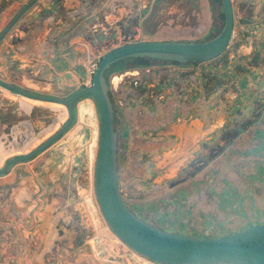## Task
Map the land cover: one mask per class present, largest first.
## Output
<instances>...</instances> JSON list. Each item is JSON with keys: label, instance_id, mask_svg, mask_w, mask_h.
<instances>
[{"label": "rangeland", "instance_id": "rangeland-1", "mask_svg": "<svg viewBox=\"0 0 264 264\" xmlns=\"http://www.w3.org/2000/svg\"><path fill=\"white\" fill-rule=\"evenodd\" d=\"M29 1L2 0L0 2V34ZM102 1L106 3L110 0ZM233 2L237 21L236 35L244 36L242 41L239 40L242 42V49L251 47L255 49L260 63L261 61L263 63L259 70L264 72V0H233ZM246 2L250 4L249 8L242 7ZM74 5H78V2ZM119 5V9H130L126 3ZM221 6L222 0H151L149 6L136 9L139 14L131 18L134 22H128L129 16L125 14L121 17L119 13L117 16L119 20L118 18L109 20V15L117 13V6L110 7L104 4L100 8V13H97L100 14L103 25L97 28L98 30L92 26L86 27L84 32H80L78 28L72 29L74 25L78 26L85 16L78 6L76 9H67L64 5L58 7L56 12L60 15L55 20H48L50 12L36 8L33 13L26 14L17 25L18 27L16 26L17 28L13 29L0 43V78L5 81L10 80L5 71L16 66L21 75L39 78L43 82H52L47 77H37L34 74L33 66L41 62L30 50V34L34 30L39 29L41 37L48 35L47 43L52 44L56 43L53 41V36L58 38L66 34L62 45H67L72 36L79 34V38L77 36L71 41L74 47H77L79 42L85 41L92 44L90 46L94 48L92 47L90 54H85L82 49L78 50L80 55L75 58H78L77 62L79 61L81 65L89 67L92 63L98 62L108 50L128 43L172 42L180 39L202 41L212 37L223 26L225 14ZM93 11L94 8L87 9L89 15H93ZM133 11L134 9H130L129 14ZM41 27L43 29L40 30ZM91 37L98 39L97 42L92 43L94 38ZM22 42L26 44L22 45ZM35 51L33 52L36 53ZM7 54L14 56L7 59L5 57ZM59 60L57 55L50 56L47 64L64 77L69 70L60 71L61 68L58 70L56 63H59ZM126 62L127 60L120 61L115 64V67L125 66ZM87 74V79L81 78V84L90 81V75ZM79 83L77 82L75 87H66L62 84L65 87L57 88L54 91L55 94L51 96L70 97L79 90L81 85ZM24 88L31 90L29 87ZM6 91L9 90L0 86V92ZM174 99V97L170 98L168 104L172 105ZM38 103L47 102L38 101ZM83 103H93L95 113L92 115L88 109L83 118L78 114L76 124L69 132L31 160L32 170L43 184L50 185L55 177L65 176L69 172V168L65 169V166L72 163L76 157L84 158L83 167H86L89 160L91 162L94 148L98 153L99 141L97 144L96 135L100 124L97 106L89 96L82 98L78 106ZM49 105L54 107L49 129L45 131L39 126L31 139L32 149L28 152H19L12 157L31 153L67 124L68 108L53 103ZM28 139L29 137L19 138V143L23 144ZM129 140V147L128 145L119 147L120 188L127 204L148 222L169 231L205 238L234 234L246 230L250 225L264 223V147H261L262 152L260 149L247 147L246 156H231L229 160L220 159L209 166L208 163L212 158L222 151L219 147H214L208 149L197 164L184 172L180 179L176 178L178 173L176 168H173L170 178L160 180L157 163L165 160L166 157L169 158L166 156L167 153L174 154V148L130 147L133 146V142L131 138ZM22 144H17V147H22ZM143 144L145 145L146 142ZM60 181L63 180H56L57 183ZM64 184L65 182L63 186ZM91 189L94 205H88L84 199L87 211L80 216L82 229L86 238L99 235L104 241L102 246L108 247L109 257L100 258L102 264H116L112 257H117V252L121 250L120 243L125 245L114 234L101 213L95 190V179ZM94 206L98 210L97 215L94 214ZM98 222L102 224L101 228ZM126 249L134 257V261L157 264L131 249ZM128 259L130 264H135L130 257Z\"/></svg>", "mask_w": 264, "mask_h": 264}, {"label": "flooded vegetation", "instance_id": "flooded-vegetation-1", "mask_svg": "<svg viewBox=\"0 0 264 264\" xmlns=\"http://www.w3.org/2000/svg\"><path fill=\"white\" fill-rule=\"evenodd\" d=\"M42 2L43 0H40L26 14L33 13ZM221 7L224 9L223 4ZM242 7L249 8L250 4L246 2ZM233 10L234 31L232 37L225 50L215 58L207 61H169L151 57L129 58L126 59L125 66L116 68L114 64L106 72L109 95L114 106V123L118 134V157L119 147H127V145L129 147V138L133 142V146L130 147L174 148V154L167 153L166 156L169 158L166 157L165 160H160L157 163L160 168L157 169L158 177L160 180H167L170 178L171 169L176 168L178 173L176 178L180 179L184 172L197 164L208 149L214 147H219L222 151L212 158L208 163L209 166L220 159L229 160L231 156H246L247 147H254L262 152L261 147H264V72L259 70V67L263 63L262 61L260 63L254 48L242 49L241 41L244 36L236 35L237 21L234 2ZM131 18L128 17L130 20L128 22H134ZM16 26L14 29L18 27ZM224 26L225 19L223 26L212 37L202 41L180 39L172 42L210 41L222 32ZM97 28L94 29L98 30ZM97 40L94 38L92 43ZM90 45L92 44L83 41L79 42L78 47L85 54H90L93 47ZM111 50H108L104 55ZM101 59L89 67L85 65V70L86 67L88 68L87 73L90 75V81L82 84L78 82L81 84L79 90L92 84L93 76ZM94 65L96 68L94 74H91ZM87 77L88 74L83 79H87ZM89 97L94 100L92 96ZM172 97L175 99L171 105L168 104V101ZM76 121L77 117L72 127ZM72 127L64 134L69 132ZM143 142L146 144L144 145ZM92 154L95 159L94 164L89 160L87 166L83 167L85 159L76 157L70 163L71 171L65 175L67 182L65 189L70 198L76 197L75 201L79 202L82 210L79 219L73 218L75 220L72 222V226L78 223L81 228L83 224L80 216L87 211L84 199L88 205H94L91 184L95 179V162L98 155L95 148ZM170 156L172 157L170 158ZM72 199L74 201V198ZM97 212L98 210L95 208L94 214L97 215ZM99 226L101 228L102 224L99 223ZM83 233L85 245L88 249H92L96 259L102 264L100 258L109 257L107 255L108 247L102 246L104 242L102 237L96 235L86 238L84 231ZM92 241L97 245L96 251L93 249ZM123 244L126 247L119 244L121 250L117 252V257H112L113 261L116 264H130L128 259L130 257L135 264H143L134 261V257L126 248L135 250L126 243L123 242Z\"/></svg>", "mask_w": 264, "mask_h": 264}, {"label": "crops", "instance_id": "crops-1", "mask_svg": "<svg viewBox=\"0 0 264 264\" xmlns=\"http://www.w3.org/2000/svg\"><path fill=\"white\" fill-rule=\"evenodd\" d=\"M76 2L85 16L72 29L78 28L84 32L86 27L97 28L103 25L97 13H100L104 4L117 6V13L108 16L113 21L115 18L119 20L118 13L121 17L126 14L135 18L139 14L136 9L149 6L151 0H110L106 3L102 0H43L36 8L50 12L48 20H55L60 15L56 12L58 7L64 5L67 9H76ZM120 3H126L135 12L129 14L130 9H119ZM88 8H94L93 15L87 13ZM38 31L34 30L30 34V50L41 61L33 66L34 74L47 77L52 82L21 75L16 66L6 69L5 73L10 77L6 81L49 96L54 95L57 88L75 87L87 75L85 65H81L77 62L78 58H75L80 55V48L71 43L79 34L72 36L67 45H62L66 34L58 38L53 36L56 43L52 44L47 43L48 35L41 37ZM8 54L5 56L7 59L14 56ZM55 55L60 58L59 63H56L58 70H69L64 77L47 64L50 56ZM53 110L54 107L49 103H38L11 91L0 92V167H4L13 155L32 149V136L39 126L45 131L49 129ZM25 137L29 139L23 144L19 143V138ZM17 144H22V147H17ZM31 162L15 164L6 175L0 176V264H101L92 249L85 245L80 225L76 223L72 226L73 218L79 219L82 210L79 202L75 201L76 197L70 198L68 195L65 176L55 177L50 185L43 184L33 172ZM69 166L67 164L65 169ZM56 180L63 181L57 183Z\"/></svg>", "mask_w": 264, "mask_h": 264}, {"label": "water", "instance_id": "water-1", "mask_svg": "<svg viewBox=\"0 0 264 264\" xmlns=\"http://www.w3.org/2000/svg\"><path fill=\"white\" fill-rule=\"evenodd\" d=\"M40 0H32L11 21L0 35V43L6 39L22 17ZM225 11V26L214 39L205 42H137L121 45L100 61L90 86L84 87L67 98L34 93L8 83L0 78V86L20 96L62 105L69 110V121L29 154L8 159L0 176L19 163H29L36 156L59 140L88 109L95 113L93 103L78 102L92 96L99 114L98 155L95 162V190L97 201L106 222L114 234L139 254L160 264H264V223L250 225L246 230L214 238L198 237L187 233L169 231L140 217L125 201L119 181L118 134L114 123V106L109 95L106 72L116 63L140 57L169 61H207L218 56L228 46L234 31L233 0H222ZM88 105V106H87ZM92 154L91 163L94 164ZM96 251L97 245L93 243Z\"/></svg>", "mask_w": 264, "mask_h": 264}, {"label": "built area", "instance_id": "built-area-1", "mask_svg": "<svg viewBox=\"0 0 264 264\" xmlns=\"http://www.w3.org/2000/svg\"><path fill=\"white\" fill-rule=\"evenodd\" d=\"M95 68H96V65H94V66L92 67L91 74H94V70H95Z\"/></svg>", "mask_w": 264, "mask_h": 264}]
</instances>
